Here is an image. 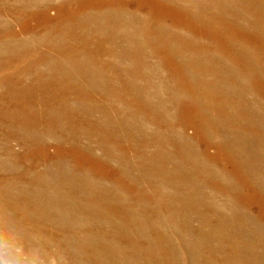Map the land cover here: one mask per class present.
<instances>
[{"label": "rangeland", "instance_id": "1", "mask_svg": "<svg viewBox=\"0 0 264 264\" xmlns=\"http://www.w3.org/2000/svg\"><path fill=\"white\" fill-rule=\"evenodd\" d=\"M0 264H264V0H0Z\"/></svg>", "mask_w": 264, "mask_h": 264}, {"label": "bare ground", "instance_id": "2", "mask_svg": "<svg viewBox=\"0 0 264 264\" xmlns=\"http://www.w3.org/2000/svg\"><path fill=\"white\" fill-rule=\"evenodd\" d=\"M222 1V0H221ZM220 4V3H219ZM222 5V4H221ZM223 6V5H222ZM224 7V6H223ZM247 20V19H246ZM242 23V22H241ZM240 106V105H239Z\"/></svg>", "mask_w": 264, "mask_h": 264}]
</instances>
